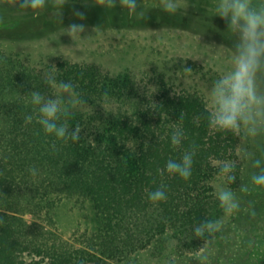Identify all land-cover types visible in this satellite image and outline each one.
Segmentation results:
<instances>
[{
    "label": "trees",
    "instance_id": "16d2710c",
    "mask_svg": "<svg viewBox=\"0 0 264 264\" xmlns=\"http://www.w3.org/2000/svg\"><path fill=\"white\" fill-rule=\"evenodd\" d=\"M36 17L0 4V27L24 26ZM145 66L140 73L114 71L0 48V264H115L152 246L162 255L172 241L188 252L213 239L207 232L196 237L195 229L221 218L213 185L218 176L234 175L233 189L245 185L238 153L244 120L238 119L237 133L218 131L217 111L203 90L177 83L165 68ZM185 68L202 70L190 59L181 72ZM48 73L57 84L71 83L86 109L69 111L60 90L45 83ZM32 91L61 100L67 111L58 123L79 126L77 141L44 132ZM28 115L34 119L26 124ZM184 155L193 161L187 180L165 168ZM225 163L231 172L221 171ZM161 185L166 200L150 201L149 192ZM74 196L89 201L97 219L79 244L51 242L44 229L35 233L27 224V214L52 224L59 205Z\"/></svg>",
    "mask_w": 264,
    "mask_h": 264
},
{
    "label": "rangeland",
    "instance_id": "374dc122",
    "mask_svg": "<svg viewBox=\"0 0 264 264\" xmlns=\"http://www.w3.org/2000/svg\"><path fill=\"white\" fill-rule=\"evenodd\" d=\"M136 2L138 8L132 15L119 6V0L115 8L99 6L97 0H69L62 10L51 3L38 10V14L26 10L36 19L12 29L0 27V48L22 51L36 59L44 56L102 64L114 71L132 69L140 73L139 69H149L145 66L148 64L165 68V73L177 79V83L203 90L211 108L218 111L216 87L234 72L238 45L242 42L239 25L232 26L231 12L227 17L221 16L223 0H176L175 13L165 12L160 0ZM249 6L259 11L264 0H250ZM75 12L83 13L85 18H78ZM74 23L84 25L85 30L72 38L67 28ZM189 59L202 70L181 72L180 67ZM254 91L260 103L250 104L245 112L248 122L243 123L238 148L245 185L233 189L227 175H220L213 182L219 205L218 193L230 189L240 207L226 216L219 206L223 226L206 250L207 264H259L264 258V186L252 181L253 175L264 173V54L254 75ZM60 93L69 111L86 109L82 103L76 107L68 104L67 94ZM74 98L77 99L75 95ZM129 162L134 168V160ZM242 187L249 191L241 192ZM54 217L52 224L32 214L24 218L33 232L44 229L51 242L69 244H79L97 225L91 203L78 196L65 199ZM175 245L170 242L162 255L156 254L152 246L115 264H201L196 256L203 245L188 252H180Z\"/></svg>",
    "mask_w": 264,
    "mask_h": 264
},
{
    "label": "clouds",
    "instance_id": "9594fccd",
    "mask_svg": "<svg viewBox=\"0 0 264 264\" xmlns=\"http://www.w3.org/2000/svg\"><path fill=\"white\" fill-rule=\"evenodd\" d=\"M69 0H0V4L16 7L19 5L20 9L32 10L34 14H38V10H43L49 3L55 8L61 9L68 3ZM250 0H223L221 5V16L227 17L228 13L232 14V26L239 25L241 32V44L238 45L239 55L236 58V68L234 72L223 80L221 85H218L215 90L219 108L215 114L213 123L218 131H232L237 133L239 129L238 119H243L245 123L248 122V117L245 112L249 109L250 104H259L254 91V75L260 67V57L264 54V6L259 11L250 8ZM99 6L105 8H115L116 0H97ZM163 10L168 13H175L178 8L176 0H160ZM121 8H127L129 15L136 13L138 5L136 0H119ZM61 14V12H60ZM142 15V13H140ZM80 19H84V14L75 12ZM243 22L242 24L239 22ZM67 33L72 38L80 35L85 30L82 24H71L67 28ZM186 72H191V69L185 68ZM45 83L53 88H58L61 92L67 94V103L76 107L81 101L74 98L73 85L71 83L60 82L57 84L54 73H48L45 76ZM31 103L38 106L35 113V119L40 124L46 134H54L57 139H68L77 141L81 129L77 126L73 130H69L66 123H58L61 119V113L67 111L62 109L61 100L59 98L45 99V96L38 91L31 92ZM34 119L33 115L25 117V123H31ZM172 145L177 146L180 140L175 134L172 135ZM195 153H193L194 155ZM192 157L184 155L182 162L175 160H168L165 168L168 173L178 174L183 179L187 180L191 175ZM259 162H257L258 165ZM29 171L35 175L36 169L30 168ZM222 172L228 173L232 171V166L225 163L221 169ZM163 172V170H161ZM236 177L234 175L228 176L229 183L234 182ZM253 184L257 186H264V173L252 176ZM161 185L155 191L149 192L148 198L152 202H159L166 200V193ZM249 189L242 187L241 192L247 193ZM217 199L220 202V207L223 209L226 216H231L234 212L239 210L240 203L235 199V194L229 190H221L218 193ZM255 215V212H252ZM223 220L207 221L195 229V236L204 238L205 232L210 237L214 238L216 232L221 231ZM212 243L211 239H204L203 247L199 249L196 259L201 264H207L208 256L206 250Z\"/></svg>",
    "mask_w": 264,
    "mask_h": 264
}]
</instances>
